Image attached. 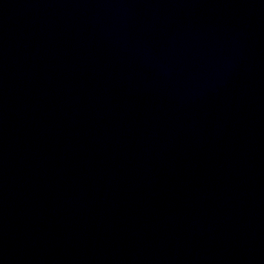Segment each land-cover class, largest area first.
Here are the masks:
<instances>
[{
  "label": "water",
  "instance_id": "95a60500",
  "mask_svg": "<svg viewBox=\"0 0 264 264\" xmlns=\"http://www.w3.org/2000/svg\"><path fill=\"white\" fill-rule=\"evenodd\" d=\"M0 264H264V0H0Z\"/></svg>",
  "mask_w": 264,
  "mask_h": 264
}]
</instances>
